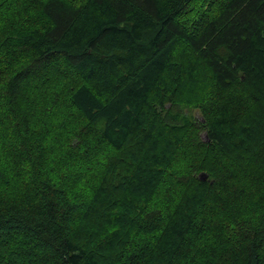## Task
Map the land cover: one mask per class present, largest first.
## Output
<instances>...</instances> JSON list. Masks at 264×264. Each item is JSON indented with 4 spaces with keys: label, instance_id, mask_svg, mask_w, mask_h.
Masks as SVG:
<instances>
[{
    "label": "trees",
    "instance_id": "1",
    "mask_svg": "<svg viewBox=\"0 0 264 264\" xmlns=\"http://www.w3.org/2000/svg\"><path fill=\"white\" fill-rule=\"evenodd\" d=\"M0 264H264V0H0Z\"/></svg>",
    "mask_w": 264,
    "mask_h": 264
},
{
    "label": "water",
    "instance_id": "2",
    "mask_svg": "<svg viewBox=\"0 0 264 264\" xmlns=\"http://www.w3.org/2000/svg\"><path fill=\"white\" fill-rule=\"evenodd\" d=\"M207 178V175L205 173H200L199 174V179L202 180V181H205Z\"/></svg>",
    "mask_w": 264,
    "mask_h": 264
}]
</instances>
